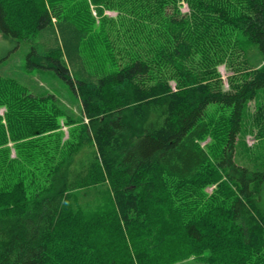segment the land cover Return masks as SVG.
<instances>
[{
    "label": "trees",
    "instance_id": "16d2710c",
    "mask_svg": "<svg viewBox=\"0 0 264 264\" xmlns=\"http://www.w3.org/2000/svg\"><path fill=\"white\" fill-rule=\"evenodd\" d=\"M0 33L81 113L0 74V264H264V159L239 154L264 0H0Z\"/></svg>",
    "mask_w": 264,
    "mask_h": 264
},
{
    "label": "rangeland",
    "instance_id": "374dc122",
    "mask_svg": "<svg viewBox=\"0 0 264 264\" xmlns=\"http://www.w3.org/2000/svg\"><path fill=\"white\" fill-rule=\"evenodd\" d=\"M182 5V11L189 12L190 9L188 3L186 1H182ZM94 14H96L95 10ZM105 14L109 17L116 18L118 15V11L106 10ZM29 49V45L24 43L16 46L14 41L5 38L0 33V56H5L9 54L10 57V60H5V65L0 66V74L16 77L17 79H20L21 83L28 88H31L33 86V83H35L37 86H40L41 84L44 85L50 92L56 94L64 102L65 105L70 107L73 118H75V120H80L81 113L80 105L78 104L79 100L64 80L53 75L51 72L41 73L38 70L27 71L26 69H23L22 66L25 65L26 53ZM218 69L224 81V86L228 87V79L229 76L232 74L233 69L227 67L225 63H221ZM41 81H43L44 83ZM172 84L173 86H175L174 82H172ZM38 90L39 88L36 89V92H38ZM262 104H264V90H261L259 92L258 98L250 102L249 111H246L244 116V130L242 135L240 136L239 154H241V156H245L246 158L244 159L247 161H249V157H252L253 159L257 156H262L264 159V140L258 139V127L254 125L253 122L254 115L257 112L256 109L259 105ZM5 109V107L2 108L0 110V114L4 117H2V119L4 120V123L6 124V130L9 133V123L7 118L4 116ZM74 126H76V124H66V121L62 119V132L64 133V139L69 137L70 131L74 129ZM208 142H210L209 138L203 142V145H206ZM10 145L12 147V155L15 156V149L13 143L11 142ZM213 188L214 186L209 187L207 191L211 193L213 191ZM184 264L202 263L190 260L185 262Z\"/></svg>",
    "mask_w": 264,
    "mask_h": 264
}]
</instances>
